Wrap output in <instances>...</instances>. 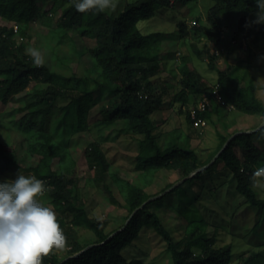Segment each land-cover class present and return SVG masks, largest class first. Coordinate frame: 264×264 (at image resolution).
<instances>
[{
	"label": "trees",
	"instance_id": "obj_1",
	"mask_svg": "<svg viewBox=\"0 0 264 264\" xmlns=\"http://www.w3.org/2000/svg\"><path fill=\"white\" fill-rule=\"evenodd\" d=\"M51 1L0 0V100L7 104L13 93L19 92L32 80L46 84V88L34 86L33 92L24 97V105L16 107L8 119L13 128L24 134L25 148L40 157L30 170L35 177L50 186L47 191L49 203L65 234V247H69V252L61 257L53 249L42 258V264H59L67 256L92 243L99 244L67 259L63 264H146L141 258H127L122 253L123 248L139 236L144 226H153L161 232L174 264H262L264 255L258 251L247 258H244V253H239L242 259L235 262L237 253L233 243H216L221 226L212 225L203 214L200 217H183L181 214L184 206L181 203L172 205V201L176 193L185 194L186 199L194 198V194L188 193L187 188L193 192L196 183H203V174L213 172L221 164L223 172L227 176L231 175L230 180L235 189L249 202L248 207L258 209L255 226L263 223L264 197L256 189V182L258 176L264 174V128L234 136L213 163L163 196L147 202L134 213L123 230L103 242L111 233L124 226L134 210L150 197L171 187L198 167L212 162L227 139L239 131H218L219 142L206 158L197 149L189 147L185 143L187 141H182L181 134L176 133V130H173L172 137H165L163 141H160V135L154 131L152 114L163 107V94L169 93L170 88L164 80L159 83L154 81L153 76L163 72L168 59L174 58L176 54L172 50L167 51V56L160 55L159 44L165 34L145 33L138 23L152 18L159 9L173 7L175 3L185 6L197 0H128L116 13H111L108 9L81 12L74 6V0ZM59 10L63 11L57 20L61 29L54 32L48 29V34L52 32L57 38L55 43L59 45L58 48L64 45L60 37L62 29L66 28L76 31L82 37L95 40V45L87 48V53L100 72L101 79L96 81L89 75L81 76L75 72L71 75L60 73L56 65L69 64V54L62 57L53 50L55 56L52 55L51 60H45L42 52L35 49L41 57V63L37 64L28 51L33 48L29 42L32 38L29 31L33 24L39 23L50 28V16ZM205 20L208 23L202 24L201 18L197 17L199 25H195V30L213 42L216 51L220 49L231 53L241 49L243 39L256 43L264 36V4L258 5L257 0H213ZM188 35L187 23L183 21L178 23V30L172 38L180 36L184 39ZM69 45L74 46L71 42ZM195 48L202 56L203 53ZM216 51L209 55L208 60L210 68L217 71L214 84L196 67L191 66L189 55L181 56V63L178 65V83L181 88L172 96V100L180 104V112H183L184 107L195 104L203 94H208L212 98V107L202 113L207 119L212 116L213 111H219L218 107L224 106L226 110L229 105L242 113L264 116V102L258 97L253 78L247 82V73L242 72L239 65L220 69ZM52 59L60 60V63L56 62L54 65ZM172 72L175 71L172 69ZM215 84L224 104L216 101L213 96ZM73 90H79V95L74 96ZM58 97L71 98L62 109L66 111V119L72 120V123H66L64 127L58 124L63 131L58 126H52V121L49 120ZM96 102L102 103L100 113L103 121L126 120L130 132L143 135L135 158L136 170L149 172L168 169L179 176L178 180L168 183L162 191L155 194L124 181L128 214L124 218L125 223L113 230H107L108 220L90 217L86 199L79 190V178L70 174L74 163L69 149L71 135L88 128L86 118L89 109ZM17 113H21L19 119L15 118ZM186 113L189 122H193L188 108ZM16 152L13 148H7L0 138V174L11 165L19 166ZM57 157L60 167L54 169L53 161ZM87 160L90 167H95L96 183L102 185L113 197L105 180L110 162L99 141H95L91 151L87 152ZM167 207H170L176 218H186L183 222V235L176 236L163 222L159 210ZM78 227L90 229L95 239L83 244L79 239Z\"/></svg>",
	"mask_w": 264,
	"mask_h": 264
},
{
	"label": "rangeland",
	"instance_id": "obj_2",
	"mask_svg": "<svg viewBox=\"0 0 264 264\" xmlns=\"http://www.w3.org/2000/svg\"><path fill=\"white\" fill-rule=\"evenodd\" d=\"M48 1L47 3L52 2L51 0ZM127 1L112 0L113 6L106 9L111 13H116L124 7ZM212 4L213 0L192 1L185 6L175 3L173 7L159 9L155 16L138 23L145 33L161 32L165 34V38L159 44L160 55L167 56L168 52L172 50L176 54L174 58L168 59L165 70H162L163 72L153 76L154 81L159 83L164 80L163 82H167L170 88L169 93L163 94V107L152 114L151 118L155 126L154 131L157 135H160V141H163L165 137H172L174 134L173 130H176V133L181 134L180 139L182 141H187L185 143L189 147L197 149L205 158L210 151L215 149L219 142L218 131L233 133L237 129L248 130L264 123L263 115L246 114L228 107L225 110L224 106H221V108L218 107L219 111L212 112L207 126L200 132L201 129L187 119L186 111L188 107H182L183 112H180V104L172 100L174 92L181 88L178 83L180 77L178 65L181 63L182 55H189L191 66L196 67L198 71L210 80L211 84H214L217 79V71L211 69L208 64L209 55L215 52L217 48L213 46V42L205 35L195 30V25H199L197 17L201 18L202 24L208 23L205 17ZM62 13L63 11L59 10L54 13L55 15L50 16L52 19L50 28L39 23L33 24V28L29 31L32 35L29 41L33 47L31 49H39L45 60H51L50 57L52 55L53 57L55 56L53 50L58 52V56L71 55L69 64L65 63L62 66L55 64L56 62L60 63V60L52 59L53 64L56 65L60 73L71 75L75 72L81 76L89 75L96 81L101 79L100 72H98L93 60L87 53V48L94 46L95 40L82 37L76 31L66 28L62 29V36L60 37L64 45L61 44L62 47L58 48L59 45L55 43L57 38L52 32L50 35L48 34V29L53 32L61 29L57 20ZM183 21L187 23L189 35L184 39L180 36L172 38L178 30V23ZM0 22L2 21L0 20ZM70 42L74 45L73 47L69 45ZM195 47L203 53L202 56L199 55ZM218 50L220 51L218 53L219 68L224 69L229 65H239L241 71H246L247 73V82H249L250 78H253L257 86L258 97L264 102V36L256 43L246 38L242 43L241 49L231 53L227 50L224 52L220 49ZM69 51L70 53H68ZM172 69L177 72V75L172 72ZM36 85L46 88V84L32 80L19 92L13 93L7 104H3L0 100V138L4 141L7 148H13L17 151L19 164V166H9L8 169L1 173L0 181L14 179L17 173L35 176L30 167L36 165L40 157L25 148L23 142L24 134L13 128L11 126L12 123L8 119L11 118L10 113L16 107L24 105V97L31 94ZM72 93L77 96L80 91L73 90ZM70 100V97H58L49 117V120L52 121V126L60 127V131H63L61 129L62 125L64 127L66 123H72V120L68 121L66 119V111L62 109L63 106L68 105ZM101 104L96 102L89 109L86 118L88 128L79 130L71 135L69 149L74 163L70 174H74L79 178V190L86 199L90 217L108 220L106 228L107 230H113L125 223L124 218L128 214L124 195V181L132 182L144 188L145 192L155 194L158 191H162L168 183L178 180L179 176L176 172L168 169L149 172L136 170L135 158L139 152L143 135L130 132L126 120L103 121L100 113ZM20 116L21 113H17L15 118L19 119ZM70 124L69 126L71 127ZM95 141H99L101 149L110 162V169L106 172L105 180L112 190L113 197L102 185L96 183L94 180L95 167H90L87 160V152L91 151ZM58 161V157L54 159V169L60 167ZM230 179L231 175L227 176L223 172L221 164H218L213 172L207 171L203 174V183H196L193 190L194 193L187 188V192L194 194V198L186 199L185 194L176 193L172 205L181 203L184 206L181 214L183 217H200L203 214L212 225L221 226L216 243L217 245L233 243L234 251L237 253L234 261L237 262L242 259V255H239V253H244V258L257 251L263 252L262 254L264 255V222L255 226L258 209L254 206L248 207L249 202L243 195L238 193ZM256 189L264 197V174L258 176ZM43 202L53 209L51 203H49L47 192ZM159 211L162 213L165 225L173 230L176 236L184 234L183 222L186 218L183 220L180 217L176 218L173 216L174 214L170 211V207L160 208ZM77 230L79 239L83 244L95 239L90 229L78 227ZM55 251L61 257L69 252V247L56 249ZM122 253L127 258H141L146 264H174L172 254L167 249V241L161 232L153 226H144L139 236L124 247Z\"/></svg>",
	"mask_w": 264,
	"mask_h": 264
},
{
	"label": "clouds",
	"instance_id": "obj_3",
	"mask_svg": "<svg viewBox=\"0 0 264 264\" xmlns=\"http://www.w3.org/2000/svg\"><path fill=\"white\" fill-rule=\"evenodd\" d=\"M257 4H264V0H257ZM74 6L81 12L103 11L113 3L74 0ZM28 51L40 64V54L34 49ZM228 108L234 109L232 105ZM49 188L42 179L20 173L0 181V264H42L50 251L65 247L66 237L56 213L43 202Z\"/></svg>",
	"mask_w": 264,
	"mask_h": 264
},
{
	"label": "water",
	"instance_id": "obj_4",
	"mask_svg": "<svg viewBox=\"0 0 264 264\" xmlns=\"http://www.w3.org/2000/svg\"><path fill=\"white\" fill-rule=\"evenodd\" d=\"M263 126H264V123H263L262 125L256 127V128H252V129H248V130H239V131L235 132L232 136H230V137L227 139L225 145L222 147V149L219 151V153L213 158L212 162H210L209 164L204 165V166H202V167H198L197 169H195L194 171H192L189 175H187V176H185L184 178H182V179L176 181L171 187L167 188L166 190L162 191L161 193H159V194H157V195H155V196L150 197V198H149L148 200H146L141 206H139L137 209L134 210V212H133V213L131 214V216L128 218V220L126 221V223H125L124 226H122L121 228H119V229H117L116 231H114L113 233H111V234H110V235H109V236H108L103 242H106V241L109 240L112 236H114L115 234H117L119 231L123 230V229L126 227V225L128 224V222H129V220L131 219V217L134 215V213H135L138 209L142 208L147 202H149V201H151V200H154V199L157 198V197L163 196V195L166 194L167 192L171 191L173 188H175V187H177L178 185H180L181 183H183L186 179H188V178L194 176L196 173H198L199 171L203 170L204 168H206L207 166H209L211 163H213V162L215 161V159L217 158V156H218V155L224 150V148L226 147V145L230 142V140H231L234 136H236V135H238V134H240V133H244V132H246V133H247V132H254V131L258 130V129H261ZM103 242H101V243H103ZM97 244H99V243H92V244L87 245V246H86L84 249H82L81 251H79V252H77V253H75V254H72V255L67 256V257H66L65 259H63L59 264H63L67 259H69V258H71V257H73V256H77V255H79L80 253H82L84 250L88 249L89 247H91V246H93V245H97Z\"/></svg>",
	"mask_w": 264,
	"mask_h": 264
},
{
	"label": "built area",
	"instance_id": "obj_5",
	"mask_svg": "<svg viewBox=\"0 0 264 264\" xmlns=\"http://www.w3.org/2000/svg\"><path fill=\"white\" fill-rule=\"evenodd\" d=\"M214 98L221 104L225 101L220 94L217 86L214 87ZM212 107V98L208 94H203L199 100L188 107V112L195 125L203 131V128L207 126L208 119L202 115V113L210 110Z\"/></svg>",
	"mask_w": 264,
	"mask_h": 264
}]
</instances>
